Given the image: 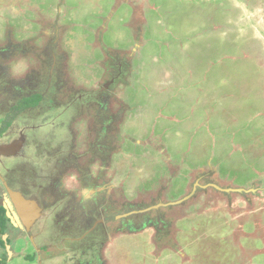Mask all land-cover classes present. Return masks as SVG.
I'll use <instances>...</instances> for the list:
<instances>
[{"label": "rangeland", "instance_id": "374dc122", "mask_svg": "<svg viewBox=\"0 0 264 264\" xmlns=\"http://www.w3.org/2000/svg\"><path fill=\"white\" fill-rule=\"evenodd\" d=\"M6 29L60 33L78 88L121 66L115 191L193 193L172 236L117 235L112 264H264V0H0Z\"/></svg>", "mask_w": 264, "mask_h": 264}, {"label": "flooded vegetation", "instance_id": "af4514ba", "mask_svg": "<svg viewBox=\"0 0 264 264\" xmlns=\"http://www.w3.org/2000/svg\"><path fill=\"white\" fill-rule=\"evenodd\" d=\"M26 33L0 35V264H112L117 235L172 236L177 215L163 191L148 203L122 184L116 195L111 181L127 153L112 88L121 66L103 85L78 88L61 34L40 43Z\"/></svg>", "mask_w": 264, "mask_h": 264}, {"label": "water", "instance_id": "95a60500", "mask_svg": "<svg viewBox=\"0 0 264 264\" xmlns=\"http://www.w3.org/2000/svg\"><path fill=\"white\" fill-rule=\"evenodd\" d=\"M214 187H216V188H218V189H220V190H225V189H222V188H220L219 186H217V185H214ZM195 189V188H194ZM233 191L234 190H236V189H232ZM240 191H242L243 189H239ZM246 191V190H245ZM193 193L191 192V194H189L187 197H184L183 199H180V200H177V201H172V202H170V203H168V204H178V203H181L183 200H185L186 198H188V197H190L191 195H192Z\"/></svg>", "mask_w": 264, "mask_h": 264}, {"label": "crops", "instance_id": "0c3cea01", "mask_svg": "<svg viewBox=\"0 0 264 264\" xmlns=\"http://www.w3.org/2000/svg\"><path fill=\"white\" fill-rule=\"evenodd\" d=\"M185 197V196H184ZM183 198V197H182ZM178 200H180V199H178ZM167 247V246H166Z\"/></svg>", "mask_w": 264, "mask_h": 264}]
</instances>
